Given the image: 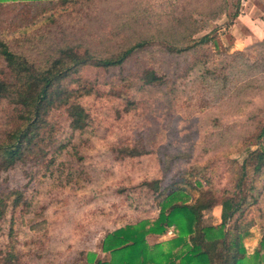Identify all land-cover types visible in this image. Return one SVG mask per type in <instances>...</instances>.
<instances>
[{"label":"rangeland","instance_id":"rangeland-1","mask_svg":"<svg viewBox=\"0 0 264 264\" xmlns=\"http://www.w3.org/2000/svg\"><path fill=\"white\" fill-rule=\"evenodd\" d=\"M228 2L213 20L199 12L211 0L0 3V36L39 61L64 43L106 53L122 41L118 27L125 19L140 16L138 22L159 24V17L183 7L215 37L196 53L140 51L121 66H87L74 74L70 87H80L79 79L92 88L78 99L89 114L87 126L74 130L64 109L53 110L54 141L46 156L1 173L0 192H23L0 221L1 248L12 233L22 264H88L90 253L109 259L102 250L106 234L156 219L171 187L196 196L199 186L217 191L232 186L247 150L264 145V138L257 139L264 127V0ZM238 9V16L251 11L255 23L246 26V17L235 21ZM258 27L259 37L249 38ZM146 69H156L162 81L146 84ZM14 114L7 101L0 104V137L13 125ZM128 149L140 154L128 155ZM156 179L158 190L148 183ZM260 204L264 208V200ZM221 215L222 207L215 206L206 211L204 223L219 224ZM259 223L244 240L249 254L264 233ZM174 235L169 228L147 239L153 244Z\"/></svg>","mask_w":264,"mask_h":264},{"label":"trees","instance_id":"trees-1","mask_svg":"<svg viewBox=\"0 0 264 264\" xmlns=\"http://www.w3.org/2000/svg\"><path fill=\"white\" fill-rule=\"evenodd\" d=\"M6 1L9 0L0 3ZM56 1L68 4L73 0ZM228 5V0H211L208 9L199 12L206 14L207 20H213ZM239 14L238 9L232 17L235 19ZM139 17L133 21L130 18L131 22L128 18L120 20L118 32L122 41L106 53L64 43L39 61L18 52L0 36V104L7 101L15 112L13 125L0 137V175L18 164L38 163L46 156L47 147L54 141L53 125L49 121L53 110L64 109L74 130L87 126L89 114L78 99L91 93L92 88L82 85L79 79L78 88L68 84L75 82L72 76L83 67L121 66L135 53L153 49L176 56L196 53L215 40L214 30L204 32L205 24L198 25L195 12L184 7L176 8L165 18L159 17V24L138 22ZM143 78L146 84L153 85L163 77L156 69H146ZM263 138L264 127L257 136ZM126 153L136 156L140 151L128 149ZM148 183L159 189L158 179ZM171 188L172 192L161 201L156 219L141 220L107 233L102 250L110 253V258L101 259L90 253L88 264H264V233L253 253L247 252L244 243L259 220L264 226V208L260 204L264 200V145L247 150L230 188L217 191L199 186L196 196L183 187ZM12 195H16L13 201ZM22 196L18 189L0 192V221L7 215L11 202L16 206ZM254 205L259 220L252 211ZM215 206L222 207L221 222L207 225L205 213ZM169 228L175 233L173 237L153 244L148 242V235L163 236ZM9 237V242L0 247V264H22L12 233Z\"/></svg>","mask_w":264,"mask_h":264},{"label":"crops","instance_id":"crops-1","mask_svg":"<svg viewBox=\"0 0 264 264\" xmlns=\"http://www.w3.org/2000/svg\"><path fill=\"white\" fill-rule=\"evenodd\" d=\"M258 2V1H257ZM257 4V3H256ZM245 13H243V14H241L240 16H238L237 18H236V20L235 21H237V20H243V18H249L247 21L245 20L244 22V24L247 26V25H249V22L248 21H251V22H253V24L255 23V21H254V16L255 15H253V16H251L250 14H251V11H244ZM261 17H262V15H261ZM250 25H251V23H250ZM249 25V26H250ZM260 31H262L261 29H260V27H258V31H252L250 34H247L248 35V37L249 36H251V37H249V38H258L259 36H258V34H260L261 32ZM263 32V31H262ZM261 38H264V37H261ZM254 40H256V39H254ZM236 49H239V48H237L236 47Z\"/></svg>","mask_w":264,"mask_h":264}]
</instances>
